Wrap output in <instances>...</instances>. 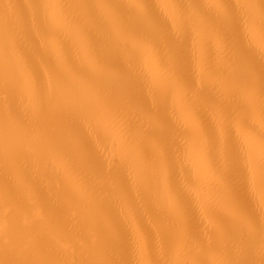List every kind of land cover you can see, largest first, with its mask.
<instances>
[{
  "label": "bare ground",
  "instance_id": "6f19581e",
  "mask_svg": "<svg viewBox=\"0 0 264 264\" xmlns=\"http://www.w3.org/2000/svg\"><path fill=\"white\" fill-rule=\"evenodd\" d=\"M209 2L0 0V264H261L264 0Z\"/></svg>",
  "mask_w": 264,
  "mask_h": 264
},
{
  "label": "snow or ice",
  "instance_id": "6c2138e0",
  "mask_svg": "<svg viewBox=\"0 0 264 264\" xmlns=\"http://www.w3.org/2000/svg\"><path fill=\"white\" fill-rule=\"evenodd\" d=\"M136 8L142 10V15L137 16L135 20L131 21V26L140 33H144L145 30V22L147 18V22L155 28L157 35H165L168 30V24L166 20L161 19L158 15L152 12L151 5L147 3L137 4ZM178 11L181 10L180 5H173ZM202 15L205 18L206 23L208 24H217L218 22L223 26L227 24L232 27L234 30H238L241 24V21L238 15L235 12V6L228 3L227 0H210L207 4H202L197 6ZM252 25H255L256 21L249 22ZM258 27L261 33H264V3L261 5V13L258 21ZM249 95L251 97H255V91L253 88L249 89ZM260 103L261 109L264 111V89H262L260 93ZM262 143H264V136L261 137ZM185 193L182 191H175V200L177 204H182L184 201ZM239 210V208H237ZM249 232H255L257 228L261 233L262 244H261V255L264 256V224L259 226L252 220L248 221ZM203 264H207V262H203ZM219 264H254L252 261H239V260H224L219 262ZM261 264H264V260L261 261Z\"/></svg>",
  "mask_w": 264,
  "mask_h": 264
}]
</instances>
